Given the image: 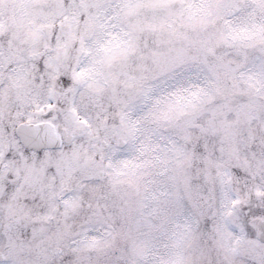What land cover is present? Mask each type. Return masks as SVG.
Masks as SVG:
<instances>
[{
  "label": "snow or ice",
  "instance_id": "6c2138e0",
  "mask_svg": "<svg viewBox=\"0 0 264 264\" xmlns=\"http://www.w3.org/2000/svg\"><path fill=\"white\" fill-rule=\"evenodd\" d=\"M0 264H264V0H0Z\"/></svg>",
  "mask_w": 264,
  "mask_h": 264
}]
</instances>
